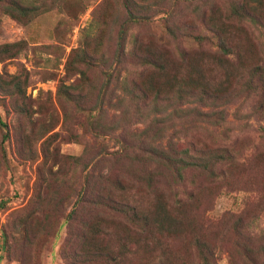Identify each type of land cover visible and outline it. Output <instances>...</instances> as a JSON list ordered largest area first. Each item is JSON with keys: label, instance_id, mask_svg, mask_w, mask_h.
Instances as JSON below:
<instances>
[{"label": "rangeland", "instance_id": "obj_1", "mask_svg": "<svg viewBox=\"0 0 264 264\" xmlns=\"http://www.w3.org/2000/svg\"><path fill=\"white\" fill-rule=\"evenodd\" d=\"M0 264H264V0H0Z\"/></svg>", "mask_w": 264, "mask_h": 264}, {"label": "trees", "instance_id": "obj_2", "mask_svg": "<svg viewBox=\"0 0 264 264\" xmlns=\"http://www.w3.org/2000/svg\"><path fill=\"white\" fill-rule=\"evenodd\" d=\"M152 45L154 46V47H158V45H156L155 43H152ZM160 46V45H159ZM184 54V53H183ZM181 55V57L179 58V59H181V60H183L184 59V57H185V55ZM151 62V61H150ZM150 62L149 61H145V59H142V60H140L139 61V64H138V66L141 64V63H143V65H144V67H143V69L142 70H138V69H136L134 72H135V77L134 78H132V80H128L127 79V77L126 76H124L123 78L121 77V80L119 81V79H117V83L119 84V86L121 85V89L125 92L126 91V95H127V93L128 92H130L131 91V94L129 95V96H127V99H128V101H130V102H133V101H136L137 99H134V94H133V91H135V92H137V93H140L141 92V90H143V92H144V88H143V84H144V82H145V80H146V78L149 76L148 74H147V72H148V68L149 67H152V65L153 66H156V63H154V61L153 62H151V64L152 65H149L150 64ZM149 65V66H148ZM140 66H142V64L140 65ZM158 69V68H157ZM160 70L162 69V67L161 68H159ZM158 69V70H159ZM142 95V94H141ZM143 96V95H142ZM138 98V97H137ZM125 99V98H124ZM116 181H110L109 179L106 181V182H104V183H106L105 184V187H106V189L108 190V191H106V189H101V191L102 192H104V193H107L108 195L109 194H111V195H113L114 194V192H116V190L118 191V192H120V191H122V185H121V183L119 182V180H117V179H115ZM109 181V182H108ZM108 182V183H107ZM103 182H101V184H102ZM107 200H109V203L110 202H112V200L111 199H107ZM102 202V201H101ZM114 205H116L117 206V208H115V207H110V208H114V210H118V211H120L121 213H123V215L124 216H126V209L124 208V205H122V204H120V202H118V203H116V202H114ZM131 212V211H130ZM133 214H135V212L133 213L132 212V214L131 215H133Z\"/></svg>", "mask_w": 264, "mask_h": 264}]
</instances>
